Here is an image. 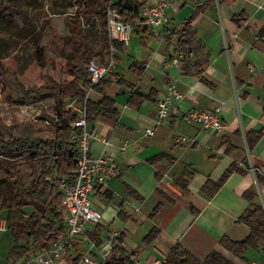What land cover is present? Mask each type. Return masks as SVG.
Returning a JSON list of instances; mask_svg holds the SVG:
<instances>
[{
  "label": "crops",
  "instance_id": "1",
  "mask_svg": "<svg viewBox=\"0 0 264 264\" xmlns=\"http://www.w3.org/2000/svg\"><path fill=\"white\" fill-rule=\"evenodd\" d=\"M157 1L161 0L148 2ZM208 1L176 2L175 9L168 13L169 23L159 30L161 36L169 30L173 33L164 40L151 35L146 27H137L135 32L142 29L138 33L141 38L147 37L146 29L149 38L166 42V50L158 54L162 68L152 70L151 80H158L161 85L155 82L146 90L134 85L145 93L156 89L160 94L162 88L176 83L185 97L182 111L189 107L221 110L226 127L224 135H211L198 126L183 123L179 117H173L164 126H156V105L145 103L139 111L129 109L131 91L118 85L112 92L109 88L107 96L117 103L118 95H130L122 109L117 105L121 114L119 122L99 118L88 128L94 135L90 155L97 157L105 151L119 167L118 177L107 188L114 192L113 201L105 205L98 201L104 193L100 194L95 208L103 218L106 212L112 213L109 224L116 228L102 224L108 231L125 236L124 249L129 254L141 249L140 264H166V256L177 244L200 261L217 251L233 264H264L262 248L249 250L240 259L220 245L226 236L234 241L245 240L251 230L238 223V219L255 205L264 206V185L257 179V172L264 176V0H212L192 23L208 51L201 71L211 86L205 85L198 76H186L182 71L166 68L179 49L177 32L183 29V22L196 10L197 3ZM242 15L246 21L233 22L234 17ZM143 63L148 71L150 63L146 60ZM114 72H118L117 64ZM88 97L95 101L103 99L95 92ZM146 129H153L155 135L146 136ZM251 131L262 132V137L250 147L247 133ZM183 137L187 142L181 141ZM228 145L235 147L230 155H226ZM160 154H166L170 160L148 162ZM233 164L245 169V175L233 174L212 199L205 196L201 191L205 183L209 179L218 181ZM184 178L188 179V199L176 187ZM130 189L143 201L131 197ZM246 192L256 195L252 203L244 198ZM157 207L159 210L152 217ZM121 212L130 219L117 224V219L122 220ZM153 228L160 229L161 235L153 245L145 246L144 239Z\"/></svg>",
  "mask_w": 264,
  "mask_h": 264
},
{
  "label": "trees",
  "instance_id": "2",
  "mask_svg": "<svg viewBox=\"0 0 264 264\" xmlns=\"http://www.w3.org/2000/svg\"><path fill=\"white\" fill-rule=\"evenodd\" d=\"M20 1L0 0V10L13 17L19 24H24ZM148 1L138 0L131 3L128 0H121L120 2L114 1L113 6L116 9L124 8L126 12L122 14L128 22H138L141 5ZM211 2L212 0L204 4L197 3L196 10L183 22V29L177 32L180 37L178 48L182 51L189 50L192 53V57L183 63V74L198 76L207 86L211 85L202 77L201 70L208 51L198 32L191 25L206 11ZM77 3L80 14L96 13L99 15L107 47L100 53H93L80 40L78 33H74L70 38H63L58 36L51 26L46 25L49 36L67 61L73 80L57 83L50 77H44V85L40 89L24 91L18 85L12 71L0 63V80L3 84L1 94L10 106H26L43 102L48 98L55 100L50 108V112L54 114V120L52 119V123H49L54 125L53 127L39 121L8 127L0 119V156L4 159L0 163V183L8 185V194L0 195V214H6L7 230L13 241L7 255V261L11 264H18L26 257L32 244L36 245L35 248L38 250L49 249L65 233L62 201L56 181L57 177H74L80 158L75 139L83 135L82 129L72 127L77 121V116L65 109L66 103L72 99H77L80 104L85 103L87 123L92 125L99 118L119 122L121 114L117 103L115 99L107 96V90L114 85L131 91L127 107L133 111H139L145 103L156 105L158 101L159 92L156 89L145 93L115 72L96 85H92L88 66L95 60L104 63L113 60L119 64L118 55L125 54L127 47L117 39H112L108 28L107 12L112 0H96L93 4L90 0H77ZM246 20V16L243 15L233 18V22L237 24ZM144 34L147 37H142L141 42L144 47H147L150 34L146 29ZM146 70L147 65L143 62H135L130 67V73L137 78H143ZM89 91L102 95L103 99L101 101L87 99ZM261 137L262 132L247 133L249 146L256 144ZM234 149V146L228 145L226 155H230ZM166 159L170 160L166 154H160L148 162L155 164ZM245 168L248 169L247 164ZM235 173L245 175L246 170L237 164L231 165L218 181L209 179L202 187V193L212 199ZM257 179L260 185H264V176L259 172H257ZM176 187L184 198H190V192L187 189L188 179H180ZM130 196L143 201L133 189H130ZM100 197L111 203L114 199V192L107 190ZM255 197L253 192L244 194V198L250 203ZM28 208H33L34 211L29 214ZM158 210L159 207L151 216L154 217ZM119 216L124 222L130 219L122 212ZM238 223L249 227L250 235L243 241H234L226 236L221 239L220 245L240 259H244L249 250L258 251L262 248L264 251V206L255 205L254 209H248L238 219ZM160 235L161 230L153 228L145 237L144 245H153ZM116 242L112 258L105 264H135V260H139L142 255L141 249L129 254L124 249L125 236L123 234L118 235ZM78 253L75 258L69 255L67 264H79L81 254L80 251ZM165 262L166 264H233L217 251H212L204 261H200L181 244L175 245L170 250Z\"/></svg>",
  "mask_w": 264,
  "mask_h": 264
},
{
  "label": "built area",
  "instance_id": "3",
  "mask_svg": "<svg viewBox=\"0 0 264 264\" xmlns=\"http://www.w3.org/2000/svg\"><path fill=\"white\" fill-rule=\"evenodd\" d=\"M114 1L112 0L107 12L108 28L112 39H117L125 47H129L138 26L146 27L151 35L161 40L172 37L173 33L170 30L163 36L159 34V30L169 23L168 13L173 11L176 2L181 0L143 3L138 22H128L122 14L126 11L124 8L116 9L113 6ZM191 57L192 53L189 50L178 49L175 56L166 64V68L181 72L183 63ZM115 69L116 63L113 60L106 64L92 62L88 66L92 85L110 77ZM91 92L93 91H89L88 95ZM184 101L185 97L178 90L176 83L165 87L159 94L156 104V126H164L169 124L173 117H179L183 123L198 126L211 135L219 137L224 135L226 127L219 108L204 110L189 107L182 111ZM65 109L77 116V121L72 127L83 130V135L75 139L80 158L74 177H57L56 181V187L61 196L66 230L49 249L43 248L29 254L18 264H59L68 249L73 258L77 257L80 251L79 264H105L111 260L113 249L117 245L118 235L108 231L102 224L103 214L95 208V200L107 191L110 181L118 177L119 167L115 159L105 151L97 157L90 155V144L94 135L88 129L86 104H80L77 99H72L66 103ZM145 135L154 136L155 131L146 129ZM181 141L187 142V138L183 137ZM6 226V221L0 222V238L2 232H7ZM135 264H140V260H135ZM154 264L161 263L154 262Z\"/></svg>",
  "mask_w": 264,
  "mask_h": 264
},
{
  "label": "rangeland",
  "instance_id": "4",
  "mask_svg": "<svg viewBox=\"0 0 264 264\" xmlns=\"http://www.w3.org/2000/svg\"><path fill=\"white\" fill-rule=\"evenodd\" d=\"M95 1L90 0V3L93 4ZM20 6L24 16V24H19L13 17L0 10V63L12 71L15 80L24 91L40 89L44 85V77H50L57 83L73 80L67 61L49 36L45 28L46 25L51 26L58 36L63 38H70L74 33H78L80 40L93 53H100L107 47L99 15L96 13L80 14L77 0H21ZM140 32H142L141 28L138 29V32H134L130 45L127 47L128 53L119 55L120 63L117 64L119 73H117L125 80L140 85L143 90H146L147 86L155 82L161 85L160 81L151 80V78L154 75L152 70L162 68L158 61V54L161 55L166 50V42L150 37L147 47H144L141 42L142 38L138 34ZM152 50L155 55H153ZM150 57H153V59L150 60ZM144 60L150 63L148 71L146 70L147 73L143 78L133 76L130 73V67L135 62H143ZM94 62L104 63L97 60ZM106 63L108 61L104 64ZM159 84L157 85L159 86ZM118 88L115 85L109 90L112 92ZM2 89L3 84L0 80V119L6 126L12 127L38 121L45 123L47 126H54L50 124L52 119L54 120V114L50 112V108L55 101L54 98H48L43 102L26 106L13 107L3 98ZM129 96L128 94H121L116 97L117 105L121 109L124 106V101ZM3 161L4 159L0 156V163ZM7 189V184L0 183V195H7ZM98 201L105 205L109 204L103 198H99ZM27 211L30 214L34 209L28 208ZM111 218L112 213L110 214V211L106 212L102 223L106 225L105 227L115 229V225L111 227L109 224ZM1 221H6L5 213L0 214ZM118 221L123 223L122 220L117 219V224ZM130 242L133 243L134 240L132 239ZM130 242L127 244L128 248H130ZM12 245L13 241L7 230L0 238V264H11L7 261V255ZM35 247L34 244L29 247V254L38 251ZM69 254L67 252L63 255V259L59 261V264H67Z\"/></svg>",
  "mask_w": 264,
  "mask_h": 264
},
{
  "label": "bare ground",
  "instance_id": "5",
  "mask_svg": "<svg viewBox=\"0 0 264 264\" xmlns=\"http://www.w3.org/2000/svg\"><path fill=\"white\" fill-rule=\"evenodd\" d=\"M2 234H4V232H2Z\"/></svg>",
  "mask_w": 264,
  "mask_h": 264
}]
</instances>
